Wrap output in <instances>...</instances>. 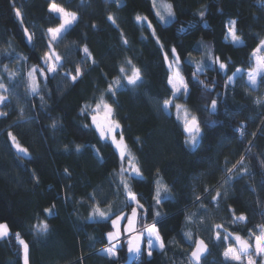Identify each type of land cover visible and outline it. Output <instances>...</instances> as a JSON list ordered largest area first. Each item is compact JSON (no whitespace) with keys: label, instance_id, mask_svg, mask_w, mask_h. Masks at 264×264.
Segmentation results:
<instances>
[{"label":"trees","instance_id":"trees-1","mask_svg":"<svg viewBox=\"0 0 264 264\" xmlns=\"http://www.w3.org/2000/svg\"><path fill=\"white\" fill-rule=\"evenodd\" d=\"M165 1L174 14L168 25L152 0H0V83L8 89L0 107L7 112L0 117V224L10 231L0 240V264H23L16 233L29 245V264H189L197 240L209 247L202 264H235L225 261L223 252L236 241L223 237L233 233L249 239L259 233L258 226L264 225V75L256 89L245 74L233 84L227 77L236 69L253 70V52L264 40V0ZM53 2L78 19L51 45L62 57L58 74L45 81L38 72L39 95H33L28 73L34 65L44 68L48 29L62 22L49 11ZM137 16L147 20L138 22ZM232 20L243 44L227 40ZM85 46L90 59H85ZM172 48L189 87L188 96L173 104L185 105L198 118L195 146L186 143L184 115L177 116L174 106L171 112L163 107L172 99ZM216 57L227 64L226 72L212 63ZM201 62L204 71L198 77L207 88L192 75ZM133 66L142 78L136 86L120 72L123 67L130 75ZM77 67L83 75L73 83L66 74L75 75ZM101 98L112 105L142 177L121 171L118 150L94 128L91 111ZM8 132L29 156L20 158ZM122 179L143 205L140 228L155 224L164 240L165 248L151 257L147 240L132 260L126 239L118 243V259L102 253L110 246L107 233L115 230L112 219L124 214L126 222L136 207ZM158 181L160 204L155 199ZM217 191L220 198L213 201ZM97 206L107 219L90 218ZM232 210L247 220L233 223ZM43 222L48 233L38 235L36 226ZM216 224L224 228L215 229ZM186 232L192 233L191 240Z\"/></svg>","mask_w":264,"mask_h":264},{"label":"snow or ice","instance_id":"snow-or-ice-1","mask_svg":"<svg viewBox=\"0 0 264 264\" xmlns=\"http://www.w3.org/2000/svg\"><path fill=\"white\" fill-rule=\"evenodd\" d=\"M170 8L171 6L169 5L168 15L174 16V14L170 11ZM49 11L57 14L62 22L59 24L58 27L48 29V34L50 37L49 39L50 50L46 52L42 57L43 64L47 66L46 70L43 67H37L34 65L31 71H29L28 73V80H29L28 88L33 95H39V81L37 78V73L39 72L40 76H43L45 81H47L48 77L45 74V72L56 74L58 68L61 67L62 57L59 54H57L53 48H51L52 43L60 39L61 34L67 31L69 27L73 26L78 19L75 13L66 11L63 7L58 6L55 2L50 4ZM16 15L18 17L20 16V12L18 9L16 10ZM157 15H159V13H157ZM200 15L201 18H203L204 13L201 12ZM108 19L112 20L113 23H115L113 17L109 16ZM136 19L138 22H140L142 20H147V17L137 16ZM160 19L163 20L164 18L160 17ZM228 31L233 43L238 45L243 44L242 38L237 33V22L235 20L230 21ZM25 32H27V29H25ZM154 34H155V30H153V35ZM31 39L32 37L31 35H29L28 40L31 41ZM124 43L126 44L127 40H125ZM261 50H264V40L260 41L259 46L253 52V57L256 58V64H257L256 70L248 73V83L253 88L257 86V78L260 76L261 73H264V56H257V53L261 52ZM82 51L84 53L85 59L91 58V53L89 52L86 46L83 48ZM171 52L173 54V61L168 64V68L173 72V75L169 77L168 83L172 86V99L165 100L163 107L165 110H167L174 106L177 110V113L183 111L185 131L189 133V139L186 141V143L190 144L191 146H195L196 144L195 134L200 131L198 118L195 115H192L188 111L185 105L179 103L175 105L173 104V100L178 99L180 96H184V97L188 96L189 87H188V83L185 82V80L180 76V72L178 68L180 63V57L177 54L176 49L172 48ZM167 58H168L167 54H165V59L167 60ZM92 62L95 63L94 60ZM129 63H131V61H129ZM212 63L218 64L219 70L225 72L227 71V67H228L227 64L220 61L219 57H216L212 61ZM174 64L176 65L175 68L173 67ZM5 70H7L6 66H5ZM202 71H204L202 62L196 63L195 71L192 73L193 79L197 80L200 85H203L205 88H207V85L204 83V81L199 80L198 77V74ZM120 72L125 74L124 78L127 80V84L129 85L136 86L138 82H142L140 70L138 68H135L134 66L131 70L130 75L125 72V69L123 67L120 68ZM238 73H241V69H236V72L233 73L231 77H227L228 83H232L235 76ZM14 75L15 73H11V72L9 73L10 78H12ZM66 75H68L72 80V82L75 83L76 80L79 78V76H82L83 73L81 69L77 67L75 75L72 74H66ZM116 86L117 87L119 86L118 81L116 82ZM0 90H2L0 91V106H2L5 105L8 100V96L6 95L8 89L5 87L3 83H0ZM108 91L111 92L113 95H115V91L111 85L109 86ZM40 98L41 100H43L42 96ZM257 103H260V101H257ZM101 109L105 111V119H106V123L103 126L97 122L96 115H92V122L96 126V129L99 131L100 137L105 140L110 139L112 144H114L116 148L119 150L121 161H124L125 157L127 156L128 157L127 162L131 169L132 174H134L137 177H142L140 168L133 163L135 157H131L127 153V145L124 143L121 125L119 121L116 120L114 117V109L112 105L108 104L103 100V98H101L100 102L97 103L95 109H93V112H99ZM211 109L213 112L216 111L217 100L213 99L211 101ZM6 115L7 112L0 110V117H4ZM52 127L53 128L56 127L55 122L53 123ZM85 127H87V125H85ZM117 130L120 131L118 132ZM240 131H241V135H243V129H241ZM117 135H119V140H117ZM8 136L10 137L12 144L16 148L17 153L22 154L20 157L21 159L29 156L28 149L22 147L18 143L17 138L11 132H8ZM80 147L81 146L79 145L76 146L77 152L80 151ZM240 163L243 164V159H241ZM121 171H124V169L122 168ZM233 171L234 168L227 169L228 173H232ZM65 173L68 174L67 169H65ZM121 182L124 184V188L128 193L129 200L136 204V207L132 209L131 217L127 218L125 230L130 233H135L134 223H135V219L138 216L137 208L143 209V205L139 204L136 195L130 190L128 184L123 179ZM164 189L165 191H168L167 185H164ZM220 195H221L220 192L217 191L215 195L212 197L213 201L218 200V198H220ZM155 199L157 204L161 203L159 186L157 187L155 193ZM197 199H199V197H197ZM44 211L47 212L49 215L53 214L51 208H46ZM155 215L159 216L160 213L157 212L155 213ZM97 216L103 219L108 218V214L101 211L99 206H97L94 209L92 216L90 218H95ZM232 217H233V223L244 222L247 220V217L243 214L236 215L235 210H232ZM125 219L126 217L124 214H118L114 219H112L111 223L115 227L119 224L120 221ZM187 219L191 220V217H188ZM258 227H259V233L258 234L252 233V237H250L249 239H244L240 235L238 234L234 235L233 233H227V235L223 237L224 240H227L230 236H233L237 245V246H233L231 244L227 245V247L223 252L225 261L235 262V264H257L256 258L259 257L260 264H264V225H260ZM222 228H224L222 224L215 225V229H222ZM48 230H49V225L46 222H43L36 226V231L38 235H46L48 233ZM225 232H227L226 229ZM145 234L147 235L146 250H147V255L149 257L152 256V251L154 248H159L160 250H163L165 248L164 240L161 237L160 232L156 227V225L155 224L151 226L145 225L140 232L134 235L133 239L128 240V251L130 253L134 252L136 253L137 256L140 255L141 245L143 243ZM8 235H9L8 226L6 224H0V240L5 239L6 237H8ZM184 235L188 240L192 239L191 232H186ZM253 237H254V243L250 242V240ZM15 239L18 241L20 245H22L23 248V264H29L28 243H26L21 238L19 233L15 234ZM107 239L110 246L104 248L102 250L103 253L108 257H111L113 259H118L117 249L119 245L118 243H116V241L120 239V232L116 231V232L107 233ZM215 239L217 241L221 240L220 231L215 232ZM207 250H208V246L204 240L195 241L193 250L191 251L189 257V264H201V258L204 255V253L207 252Z\"/></svg>","mask_w":264,"mask_h":264},{"label":"rangeland","instance_id":"rangeland-1","mask_svg":"<svg viewBox=\"0 0 264 264\" xmlns=\"http://www.w3.org/2000/svg\"><path fill=\"white\" fill-rule=\"evenodd\" d=\"M152 2H153V5H154V9H155V11H156V13H159V15H158V17H159V19H160V17H163L164 19L163 20H161L162 21V23L164 24V25H168V24H170L171 22H172V20L174 19V16H169L168 15V13H169V5L171 6V4L170 3H167L165 0H152ZM170 11L173 13V10H172V7L170 8ZM55 14V13H54ZM55 15H57V14H55ZM58 16V15H57ZM59 17V16H58ZM70 28V27H69ZM68 28V29H69ZM68 29H67V31H68ZM67 31H65V32H63L62 34H61V36H60V39H58L57 41H55V42H53V43H57L58 41H60L61 40V38L65 35V33L67 32ZM227 40L230 42V43H233V41H232V39H231V37H230V35H229V31H228V34H227ZM233 44H235V43H233ZM236 45H238V44H236ZM257 56H264V50H261V52H259V53H257ZM253 63H254V67H253V70L252 71H255L256 70V67H257V64H256V58L255 57H253ZM43 66H44V68H45V70H46V68H47V66L46 65H44L43 64ZM174 68L176 67V65L174 64V66H173ZM178 68H179V66H178ZM58 71H59V68H58ZM58 71H57V73L56 74H52V73H47V72H45V74L47 75V76H50V77H54V76H56L57 74H58ZM252 71H250V72H252ZM180 72V71H179ZM248 73L249 72H247V73H245V72H243V71H241V73H238L236 76H235V78H234V80H233V82L231 83V84H233L234 83V81H235V79L237 78V77H239V76H241V75H246V78H247V81H248ZM172 75H173V73H172ZM171 75V76H172ZM264 75V73H261L260 74V76L257 78V86L255 87V88H253L250 84V86L253 88V89H256L257 87H258V84H259V81H260V78L262 77ZM180 76L183 78V76L181 75V73H180ZM184 79V78H183ZM71 80V79H70ZM72 81V80H71ZM172 87V86H171ZM1 107V106H0ZM93 109H95V108H93ZM93 109H92V111H91V114L92 115H96V117H97V122L98 123H100L102 126L106 123V119H105V111L103 110V109H101L99 112H93ZM167 112H171V108H169V109H167L166 110ZM183 111H181L180 113H177V110H176V112H175V114L177 115V116H180L181 114H183L182 113ZM94 128L96 129V126L94 125ZM96 131L98 132V134L100 135V133H99V131L96 129ZM118 132L120 131V130H117ZM105 140V139H104ZM117 140H119V135H117ZM107 141H109L110 143H112L111 142V140L110 139H108ZM125 143V142H124ZM114 145V144H113ZM115 146V145H114ZM116 147V146H115ZM15 148V147H14ZM16 149V148H15ZM117 149V148H116ZM118 150V149H117ZM118 152H119V150H118ZM127 153L131 156V157H134L133 155H132V153L130 152V150H129V148L127 147ZM22 155V154H21ZM128 157L126 156L125 157V160L124 161H122L123 162V169H124V173L125 174H128V175H130V176H133V177H137V176H135L134 174H132V172H131V169H130V167H129V165H128ZM133 163L134 164H136V160L134 159L133 160ZM137 165V164H136ZM159 184H160V181H158V186H159ZM157 186V187H158ZM161 190H162V188L160 187V189H159V191H160V199H161ZM140 208H137V213H138V216H137V218L135 219V223H134V228H135V233H130V232H127L125 229H126V223H127V221L125 222V220H122V221H120L119 222V224L117 225V226H115V230H114V232H116V231H119L120 232V239L118 240V241H116V243H119V242H121L123 239H126V243L128 244V240L129 239H133L134 238V235L136 234V233H138V232H140L142 229H143V227L142 228H140V226H139V221H140V217H141V214H140ZM129 217H131V214H130V216ZM124 222H125V224H124ZM8 231H9V228H8ZM9 234H10V231H9ZM144 240H147V235L145 234V236H144ZM144 240H143V243H142V245H141V252H142V249H143V245H144ZM155 250H160L159 248H154L153 249V251H155ZM152 251V252H153ZM102 253H103V251H102ZM104 254V253H103ZM137 255H136V253H134V252H132V253H130L129 252V257H130V260H132V259H134L135 257H136Z\"/></svg>","mask_w":264,"mask_h":264},{"label":"water","instance_id":"water-1","mask_svg":"<svg viewBox=\"0 0 264 264\" xmlns=\"http://www.w3.org/2000/svg\"><path fill=\"white\" fill-rule=\"evenodd\" d=\"M186 134L189 135L188 132H186ZM207 246H208V245H207ZM208 254H209V247H208L207 252H205L204 255H203L202 258H201V264H202V260L205 259V258L208 256Z\"/></svg>","mask_w":264,"mask_h":264},{"label":"built area","instance_id":"built-area-1","mask_svg":"<svg viewBox=\"0 0 264 264\" xmlns=\"http://www.w3.org/2000/svg\"><path fill=\"white\" fill-rule=\"evenodd\" d=\"M135 261H138V259H136Z\"/></svg>","mask_w":264,"mask_h":264}]
</instances>
